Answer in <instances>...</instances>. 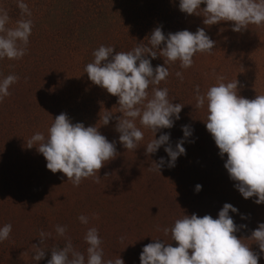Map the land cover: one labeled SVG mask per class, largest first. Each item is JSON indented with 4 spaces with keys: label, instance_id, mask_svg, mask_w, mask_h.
<instances>
[{
    "label": "trees",
    "instance_id": "1",
    "mask_svg": "<svg viewBox=\"0 0 264 264\" xmlns=\"http://www.w3.org/2000/svg\"><path fill=\"white\" fill-rule=\"evenodd\" d=\"M24 2L33 21L27 54L18 60H0V80L10 74L19 77L9 88L11 95L0 102V140L8 147L0 156V180H6L8 175L5 165L8 158V173L22 176L12 188L23 196L19 199L22 205L44 216L53 210L65 211L62 217L46 215V219L52 227L59 223L67 226L66 237L74 241L81 238L85 242L87 229L96 227L103 241L104 256H120L125 264H140L143 247L153 239L176 246L171 234L165 236L162 230L171 228L184 215H211L215 219L223 205L229 203L238 210L229 212L234 223L238 227L246 225L235 233L240 239L249 238L264 223V203L256 204V197L245 199L224 167L227 154L220 156L204 122L207 105L195 107L196 86L203 94L217 83V76L225 77V83L237 79L238 95L244 98L251 100L264 95V25H249L242 32L232 31L233 22L206 26L203 16L181 12L179 0ZM0 8L8 11L9 26L21 18L17 0H0ZM156 27H161L165 35L182 30L195 33L204 28L216 42L212 54H196L188 69H182L178 61L166 65L170 75L158 86L167 88L169 99L184 107L174 126L161 129L155 138L169 134L175 148L184 138L182 126L188 125L192 130L183 144L186 154L177 158L174 167L167 166L170 158L164 151L166 145L156 153L146 154L145 147L154 137L147 129H142L144 140L135 151L123 147L115 130V117L122 115L118 112V98L93 84L84 73L99 46L129 51L139 43L147 44V37ZM149 59L153 68L165 66L163 57L149 56ZM177 72L182 73V82ZM106 111L113 113V119L105 126L100 115ZM60 113L67 114L72 123L97 126L109 142H116L117 156L99 170V183L88 178L78 187L73 186L63 173L54 174L47 169V161L36 146L27 147L26 141L36 132L47 136L53 119ZM161 157L165 164L159 173L153 163ZM21 165H28L46 180L31 191L32 187L26 183L28 171ZM198 184L202 186L199 192L195 190ZM80 215L88 217L87 225L79 221ZM51 235L59 241L66 239L58 236L55 228ZM120 237H124L123 242ZM244 243L251 244L259 255L258 264H264V253H260L258 245L251 240Z\"/></svg>",
    "mask_w": 264,
    "mask_h": 264
},
{
    "label": "clouds",
    "instance_id": "2",
    "mask_svg": "<svg viewBox=\"0 0 264 264\" xmlns=\"http://www.w3.org/2000/svg\"><path fill=\"white\" fill-rule=\"evenodd\" d=\"M204 4L205 7L201 8ZM21 18L10 25L8 11L0 8V60H18L27 54L29 38L32 34L33 21L31 11L24 0H17ZM179 10L188 15L203 16V24L212 26L221 21L233 22L232 31L242 32L249 25H264V0H179ZM147 44L139 43L129 51H115L113 46H99L92 53L94 59L84 68L89 80L107 93L118 98V112L115 117V130L119 133V142L128 151L136 150L144 140L147 129L154 134L146 147V154L156 153L166 145L164 151L170 158L168 167H174L177 158L186 154L183 147L186 138L192 135L190 126H182L184 138L175 148L170 143L169 134H155L161 129H171L174 121L180 119L184 107L169 99V90L158 87L170 75L166 65L179 62L182 69L194 64L196 54H212L216 42L204 28L195 33L188 30L165 35L161 27H156L147 37ZM163 45V46H162ZM162 46V47H161ZM157 56L164 58L165 66L153 68L151 60ZM176 76L183 81L181 72ZM217 83L210 86L203 94L196 86L197 109L207 105V131L211 134L219 154H227L224 164L230 178L236 182V188L245 198L256 197L255 203H264V95L247 99L238 95L237 79L224 82L225 77L217 76ZM19 80L16 75H8L0 80V102L11 93L9 88ZM151 88V93L149 92ZM101 113V112H100ZM108 125L113 113L106 111L100 120ZM139 121V126L137 125ZM115 141L109 142L97 126L85 127L83 123H72L65 113H60L44 133L36 132L27 141L29 149L36 146L37 151L46 159V167L52 173L61 172L73 186H79L84 179L94 178L100 182L99 170L104 164L117 156ZM165 160L154 162V170L160 173ZM150 170H153L150 167ZM196 185V191L201 190ZM238 210L225 203L217 218L211 215L200 217L196 214L184 215L176 219L171 228H163V234L171 243L153 239L140 253V264H258L259 255L244 240L256 243L260 253H264V223L251 232L247 239L238 238L235 233L239 228L229 212ZM95 218H98L96 216ZM87 225L85 215L78 217ZM56 234L66 238L63 247L51 248V258L47 264H125L119 256L116 259H104L103 241L96 227L87 229L84 241L85 252L78 251L70 238L66 237L67 226L57 225ZM12 232V225L0 227V242L7 240ZM51 233L41 231L40 243L45 244ZM124 237H120L123 242ZM33 259L40 261L45 256V248L32 245Z\"/></svg>",
    "mask_w": 264,
    "mask_h": 264
},
{
    "label": "rangeland",
    "instance_id": "3",
    "mask_svg": "<svg viewBox=\"0 0 264 264\" xmlns=\"http://www.w3.org/2000/svg\"><path fill=\"white\" fill-rule=\"evenodd\" d=\"M7 144L4 140H0V156L2 153L8 151ZM7 150V151H6ZM7 167V177L6 180H0V227L5 224L12 225V232L10 237L0 242V264H47V261L51 258V248L53 247H63L66 243V239L59 241L57 239L47 237L45 244L40 243L39 233L44 231L45 233H51L54 231L55 227H52L49 222H47L46 215H60L64 216L65 211L63 210H53L43 215V213L24 206L20 202V193H15L12 189L14 185L19 183L20 175L14 173L12 176L8 173V158L5 162ZM38 167L39 164L36 163ZM25 171H28L25 176L28 177L26 183L32 187L31 191L37 189L41 181L46 180L45 177L41 176L36 172V170H31L28 165H21ZM24 176V175H23ZM4 182V183H3ZM15 194H17L15 196ZM19 195V196H18ZM68 214V212H67ZM57 225H62L59 223ZM74 247L81 252H85L87 244L82 242L80 238L78 241L71 239ZM33 244L37 247L45 248V256L40 261H35L33 259L34 248ZM104 259H116L114 257L104 256Z\"/></svg>",
    "mask_w": 264,
    "mask_h": 264
}]
</instances>
